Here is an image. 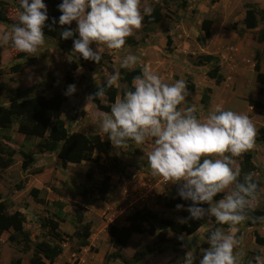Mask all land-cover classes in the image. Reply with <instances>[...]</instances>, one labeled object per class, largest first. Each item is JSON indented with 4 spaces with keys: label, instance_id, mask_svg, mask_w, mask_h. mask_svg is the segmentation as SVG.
Masks as SVG:
<instances>
[{
    "label": "rangeland",
    "instance_id": "1",
    "mask_svg": "<svg viewBox=\"0 0 264 264\" xmlns=\"http://www.w3.org/2000/svg\"><path fill=\"white\" fill-rule=\"evenodd\" d=\"M0 2L3 3L0 9L5 10L9 19L7 24L0 23L3 28L0 33H3L16 22L19 3L18 0ZM248 4L258 9L264 8V0H141V8L151 6L160 9V22L148 27L143 25L128 37L133 42L126 43L118 53L102 50L100 64L86 63L80 59L72 62L76 66L72 70L71 63L67 61L72 47L62 50L56 39H46L34 58L25 55L23 59L16 60L15 51L14 60L0 58V86L7 90L27 88L31 96L42 94L49 98L56 92L65 93L68 85L75 84L76 92L70 97L66 96L61 106L60 118L65 127L70 134L99 135L102 140H107L98 131L97 110L86 105V98L104 84L109 73L123 70L133 79L147 68L169 84L184 79L187 95L183 106H195L199 118L203 119L220 107L245 114L254 124L257 135L255 145L249 152L255 167L253 174H258L253 178L261 183V191L251 209L260 210L264 217V141L258 133V129L264 127V108L262 112L251 109L246 101L251 98L261 102L264 107V86L263 94L258 95L253 69L257 61L260 65L264 64V44L257 41L261 24L254 30L244 29L243 18ZM204 21L211 22L207 38L202 30ZM0 47L10 48L11 45ZM92 47L95 48L94 45ZM55 49L56 54L53 53ZM127 54L138 58L133 70L120 68V60ZM205 56L217 60L223 77L219 85L207 76L214 64L206 61ZM18 62L24 64L23 70L11 73L10 67ZM67 76L72 80L70 84L65 82ZM189 86L192 88L189 89ZM130 87L131 83L127 84L120 73L119 81L112 87L116 90L115 101ZM7 90L0 95V105H7ZM203 96L206 97L204 102L201 101ZM99 100L103 106L109 105L105 96ZM112 104L108 106L110 109ZM38 141L41 140L21 136L15 124L8 130H0V143L16 152L11 166L0 169V194L9 205V212L21 211L23 214V228L29 233L31 241L30 250L24 254L19 252L21 244H12L7 241V234L3 235V240H0V264H10L17 256L29 258L37 242L56 243L46 229L40 228L46 219L58 222L64 247L69 251L67 255L75 264L79 259L71 254L78 251V244L71 235L83 224H89L91 239L87 248L89 252H85L93 257L92 262L97 259L91 264H108L112 261L115 264H123V261L126 264H183L182 258L189 247L194 248L197 255L201 248L208 247L206 236L218 226L214 218L187 222V230L181 233L184 241L178 239L181 234L171 233L159 223L155 236L134 234L121 251L109 244L106 233L108 225L125 224V217L135 210L151 211L161 221L169 220L177 225L184 218L185 207L179 211L164 207V203L171 198L174 185L166 184L163 178L151 176L147 161L151 141L141 146L130 145L120 155L112 147L107 155H103L90 145L85 149L84 161L69 163L65 167L61 166L55 154L47 153L43 158L36 149ZM21 151L34 158L26 170L22 169V162L27 159L18 154ZM111 157L121 159L130 178L111 174L104 201L92 203L91 200L98 196L104 170ZM240 161L241 157L235 158L233 167L239 168ZM31 189L37 193L34 195ZM219 195L222 198L224 194ZM77 213L82 215L81 223L76 219ZM246 223L239 226L236 233L239 244L234 249L242 257V264H247L256 255H264V247L257 246L253 238L254 232L264 237V219L255 227H249ZM136 251H142L144 256L134 263L132 256ZM106 256L109 257L107 263L102 260ZM112 256L118 258L114 260Z\"/></svg>",
    "mask_w": 264,
    "mask_h": 264
},
{
    "label": "clouds",
    "instance_id": "2",
    "mask_svg": "<svg viewBox=\"0 0 264 264\" xmlns=\"http://www.w3.org/2000/svg\"><path fill=\"white\" fill-rule=\"evenodd\" d=\"M18 3L16 22L0 33V46L10 44L15 52L34 57L46 42L47 6L44 0ZM57 10L60 15L58 20L53 18V24H76L74 30L59 32L61 40H72L67 61L83 59L96 64L101 62L102 50L118 53L123 49L127 38L154 11L151 6L141 8V0H61ZM137 60L127 54L121 58L120 68L133 70ZM119 79V71L109 73L104 84L86 98V105L97 110L99 133L117 155L130 145L151 141L147 154L151 176L178 185L179 198L190 202L186 209L176 205L177 211L188 213L179 222L214 218L218 225L206 236L208 247L201 248L199 255L189 247L183 264H242V257L234 252L239 244L236 233L250 219L248 213L258 197L253 177L258 174L248 173L241 182L240 169L233 165L235 158L253 149L254 124L247 115L220 107L199 118L195 106H183L187 95L184 79L169 84L147 68L133 77L131 87L116 99L110 112H99L95 101ZM75 92V84H70L64 94L70 97ZM221 193L222 198L215 199ZM178 239L184 241L185 237L181 234ZM247 264H264V255L250 258Z\"/></svg>",
    "mask_w": 264,
    "mask_h": 264
},
{
    "label": "trees",
    "instance_id": "3",
    "mask_svg": "<svg viewBox=\"0 0 264 264\" xmlns=\"http://www.w3.org/2000/svg\"><path fill=\"white\" fill-rule=\"evenodd\" d=\"M17 1V0H12ZM61 0H44L47 6L48 21H46L44 33L46 37L56 39L59 42L60 48L62 50H67L72 47V40H61L60 33L64 28H71L70 26L61 27L57 23L53 24V18H58L60 13L57 10V6ZM0 4H3L0 2ZM161 20L160 9L155 7L151 17H145L143 25L148 27L150 25L156 24ZM9 22L8 17L5 14V10L0 9V23L7 24ZM261 24V29L257 32V41L264 44V8L258 9L255 5L248 4L246 6V11L243 18V25L245 30H254L257 26ZM210 21H204L202 23V30L204 32V37H209ZM51 29V30H50ZM133 41L131 38H127L126 43L131 44ZM262 55L264 56V47L262 49ZM25 57L24 53H17L16 60H21ZM206 61L210 64H214L213 68L207 72L209 79L214 80L216 85H219L223 81V77L219 72V66L217 60L212 56H205ZM83 62L96 64L91 61ZM264 62V58H263ZM100 64V63H99ZM71 69L75 70L76 66L74 63L70 64ZM24 64L21 62L15 63L10 67L11 73H19L23 70ZM255 82L259 86L257 94H263L264 86V72L260 71V62L257 61L254 64ZM120 73L123 75V80L130 84L132 79L130 75L124 74L121 70ZM66 84L72 82L70 77L65 78ZM103 85V84H102ZM100 85L99 87H101ZM98 87V88H99ZM97 88V89H98ZM189 89L192 86L188 87ZM94 91V93L97 91ZM7 90L5 87L0 86V95ZM206 91H210L207 89ZM7 105H0V130H8L14 124L17 126V132L24 135L25 138H38L41 141L37 144L36 149L38 153H53L56 155L57 159L60 161L62 167L67 164H79L85 160V149L91 145V148L95 151L107 155L111 145L108 140H102L99 135L84 136L79 133L70 134L67 127H65L63 120L60 118L61 106L66 100V96L63 92H56L51 97L47 98L42 94H37L34 96L30 95V89H8ZM93 93V94H94ZM108 104H112L116 98V90L110 88L107 90L105 95ZM205 96L202 97L201 101L204 102ZM247 103L250 107L255 108L257 111L262 112L264 108L262 103L251 98H247ZM97 107L101 111L108 112L109 105L103 106L98 99L95 101ZM261 140L264 141V127L258 129ZM15 151L9 146L0 143V169H6L13 162V156ZM20 156L27 161L22 162V169L26 170L30 164L34 161L32 156L27 155L23 151L19 152ZM240 177L238 178L241 182L243 177L248 173H253L255 167L252 163V155L248 151L241 156L240 161ZM117 174L120 177L129 179L130 176L126 173V169L118 157H111L108 159L107 168L104 170L103 180L101 182V187L98 189V196L91 200L92 203L98 201H104L105 194L107 192L108 184L111 180L110 175ZM255 180V179H254ZM258 188V196L261 191V183L256 181ZM20 187V186H18ZM178 185H174L171 191V198L164 203V207L167 209L176 210V205L181 204L183 207L187 208L190 205L189 201H184L177 195ZM31 192L34 195L37 193L35 189ZM221 196L218 195L215 199H220ZM202 207H207L206 205H201ZM250 219L247 221V226L255 227L260 224L262 218V212L260 210H250L248 213ZM188 216L187 211L183 213V217ZM76 219L78 223L82 222V215L80 213L76 214ZM193 220H189L191 222ZM126 225L115 226L108 225L106 228V233L109 236V244L112 248L117 251H121L126 246L128 240L133 234H148L150 236H155L156 225L159 223L164 225V227L171 233L180 235L187 230V224H174L169 220H160L157 215L148 210H135L131 214L125 217ZM24 216L19 211L9 212V205L3 201L0 197V236L4 232H10L8 235V242L15 245H22L19 252L27 253L30 250V237L29 233L24 230ZM41 229H46L49 237L56 241V243H50L47 241H40L34 244L31 256L28 259V264H53L54 259L60 253L61 247L59 243L64 242L62 234L58 231V222L50 219L44 220L41 225ZM76 239L79 247H87V239L90 236V226L89 224H83L79 229H75L71 235ZM254 243L257 246L264 247V237L260 236L256 232L253 234ZM161 240L162 237H161ZM144 256L142 251L134 252L132 256V261L137 262L141 257ZM114 260L118 257L112 256ZM105 263L109 261V257L106 256L104 259ZM123 261V264H126ZM10 264H21L20 257H14Z\"/></svg>",
    "mask_w": 264,
    "mask_h": 264
},
{
    "label": "crops",
    "instance_id": "4",
    "mask_svg": "<svg viewBox=\"0 0 264 264\" xmlns=\"http://www.w3.org/2000/svg\"><path fill=\"white\" fill-rule=\"evenodd\" d=\"M57 20H58V18H57ZM58 24V23H57ZM72 26V29L74 30L75 28H76V25H75V22H73V24L71 25ZM2 27V25L0 24V30H3V28H1ZM46 39L47 40H50V39H53V38H49V37H46ZM58 42V41H57ZM59 43V42H58ZM52 48V47H51ZM15 50L13 49V48H4V47H0V58H7L8 57V59H13L14 60V57H15V55H14V52ZM56 52V49L54 50V52L53 53H55ZM56 54V53H55ZM54 54V55H55ZM26 55V54H25ZM31 58H34V57H31ZM260 71L261 72H264V64L262 63V65H260ZM258 88H259V86H258ZM263 88V87H262ZM241 103L242 104H244L242 101H241ZM251 109H253L252 107H250ZM255 109V108H254ZM16 129H17V126H16ZM20 134V133H19ZM21 136H23L24 137V135H22L21 134ZM25 138V137H24ZM33 138V137H32ZM37 140H40V139H38L37 138ZM40 141H38V143H39ZM37 143V144H38ZM46 154L47 153H42V154H40V155H42V157L44 158V156H46ZM48 154H53V153H48ZM10 166H11V164H10ZM9 167V166H8ZM7 167V168H8ZM6 168V169H7ZM32 190V189H31ZM0 197H1V199L3 200V197H2V195L0 194ZM4 201V200H3ZM20 213H21V211H20ZM123 225H126V222H125V224H123ZM122 226V225H121ZM11 232V231H10ZM10 232H4L1 236H0V240H3L2 238H4L3 237V235H5V234H7V237L6 238H8V235H9V233ZM134 235V234H133ZM132 235V236H133ZM62 237H63V235H62ZM90 237V236H89ZM107 237H109L108 235H107ZM64 238V237H63ZM75 239V238H74ZM130 239H131V237H130ZM5 240V239H4ZM76 240V239H75ZM91 240V239H90ZM90 240H89V238L87 239V242L90 244ZM8 241V240H7ZM54 241V240H53ZM56 242V241H55ZM77 242V241H76ZM89 244H88V246L87 247H79L78 246V251H76V253L74 252V253H72L71 254V256H74V255H77V257H78V259H79V262H77L76 264H91V263H93L95 260H97V259H95L93 262H92V259H93V257L92 256H88L87 254V252H89V250L87 249L88 247H89ZM59 246L61 247V251H60V253L56 256V258L54 259V261H53V264H75L74 262H73V260H71V259H69V256L67 255V254H69V251H68V249H66V247H64L65 245L63 244V242L62 243H59ZM88 250V251H87ZM85 251H87V252H85ZM91 255V254H90ZM31 256V255H30ZM20 257V256H19ZM21 258V264H28V259L29 258H26V257H23V256H21L20 257ZM72 258V257H71ZM75 258V257H74ZM104 259L105 258H103L102 260L104 261ZM87 261V262H86ZM100 261H101V259H100ZM99 261V262H100ZM98 262V261H97ZM108 264H115V263H113V261L112 262H108Z\"/></svg>",
    "mask_w": 264,
    "mask_h": 264
}]
</instances>
